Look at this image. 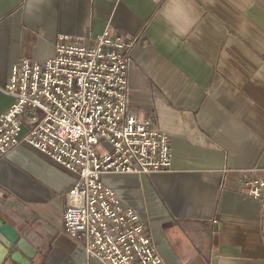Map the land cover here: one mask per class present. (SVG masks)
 I'll list each match as a JSON object with an SVG mask.
<instances>
[{"label":"crops","instance_id":"obj_1","mask_svg":"<svg viewBox=\"0 0 264 264\" xmlns=\"http://www.w3.org/2000/svg\"><path fill=\"white\" fill-rule=\"evenodd\" d=\"M107 28L133 40L128 106L169 140L167 170L107 178L161 264H264L261 206L240 177L264 180V0H0V114L13 63ZM72 181L25 145L0 160V216L34 248L29 264H103L64 233Z\"/></svg>","mask_w":264,"mask_h":264},{"label":"built area","instance_id":"obj_2","mask_svg":"<svg viewBox=\"0 0 264 264\" xmlns=\"http://www.w3.org/2000/svg\"><path fill=\"white\" fill-rule=\"evenodd\" d=\"M86 39L60 34L52 56L12 64L4 91L14 100L0 114V160L25 145L73 174L62 194L64 233L86 255L103 264H161L147 225L107 178L167 170L169 140L128 106L133 40L110 28ZM240 177L259 201L264 233V180L245 171Z\"/></svg>","mask_w":264,"mask_h":264},{"label":"water","instance_id":"obj_3","mask_svg":"<svg viewBox=\"0 0 264 264\" xmlns=\"http://www.w3.org/2000/svg\"><path fill=\"white\" fill-rule=\"evenodd\" d=\"M34 254L30 243L0 216V263L9 259L15 264H29Z\"/></svg>","mask_w":264,"mask_h":264},{"label":"rangeland","instance_id":"obj_4","mask_svg":"<svg viewBox=\"0 0 264 264\" xmlns=\"http://www.w3.org/2000/svg\"><path fill=\"white\" fill-rule=\"evenodd\" d=\"M103 148H106V147H104L103 145H99V147L97 148V151H102Z\"/></svg>","mask_w":264,"mask_h":264}]
</instances>
